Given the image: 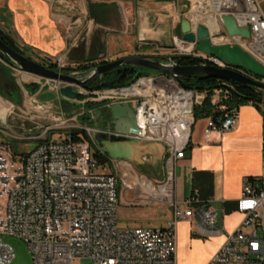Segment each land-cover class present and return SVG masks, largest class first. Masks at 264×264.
Listing matches in <instances>:
<instances>
[{
	"label": "built area",
	"instance_id": "built-area-1",
	"mask_svg": "<svg viewBox=\"0 0 264 264\" xmlns=\"http://www.w3.org/2000/svg\"><path fill=\"white\" fill-rule=\"evenodd\" d=\"M262 0H213L217 17L233 16L240 27H248L251 39L226 38L238 44L264 64V13ZM224 31L222 27L217 32ZM224 35L218 37L221 38ZM217 39V38H216ZM176 54L200 59V65L230 68L223 61L198 52L176 38ZM191 46V47H190ZM62 73L68 66L61 58L35 59ZM75 72L71 73V75ZM251 76V75H250ZM60 92L64 84L44 79ZM81 111L62 124L73 122L71 135L62 141H48L49 133L63 129L46 126L41 134L21 140L44 141L25 156L12 155L0 146V264H14L15 249L7 242L16 239L28 248L33 264H74L90 259L94 264H176V225L197 217L199 230L218 234L217 213L211 209L192 210L200 204L198 194L187 198L182 210L172 200L175 165L184 159L195 124V108L206 93L184 88L173 77H140L127 87L84 89L76 87ZM214 96V95H213ZM70 100V99H69ZM95 106L88 109V105ZM130 104L136 115L132 139L160 143L166 147V179L157 185L135 177L133 186L150 194V203L170 201L172 219L165 229L122 228L117 222V176L98 173L99 162L92 155L93 145L100 148L94 135L119 137L96 106ZM238 111L231 109L218 121L210 119L205 131L227 133L234 128ZM88 116L89 119L83 117ZM101 121V123H99ZM77 132L82 140L75 141ZM88 136L91 142L83 136ZM264 160V144L262 148ZM135 188V189H136ZM244 220L208 264H264V173L257 184L247 183L236 204Z\"/></svg>",
	"mask_w": 264,
	"mask_h": 264
},
{
	"label": "crops",
	"instance_id": "crops-1",
	"mask_svg": "<svg viewBox=\"0 0 264 264\" xmlns=\"http://www.w3.org/2000/svg\"><path fill=\"white\" fill-rule=\"evenodd\" d=\"M213 6V0H0V30L11 34L33 60L61 58L72 68L92 59L168 58L175 55L172 46L181 38L183 19L188 18L194 26L205 24L212 33L222 28L219 17L211 12ZM260 7L264 13V0ZM224 37L215 42H228ZM222 93L215 91L213 102L219 101ZM224 108L219 104L220 111ZM81 109L77 101L62 97L44 79L0 59V129L8 128L20 138L38 136L46 126L37 124L33 132L23 123L38 115L55 120L59 114L58 120H64ZM237 111L231 131L212 132L209 137L205 131L211 118L196 119L184 159L175 165L172 200L185 210L183 202L199 194L200 204L192 210L215 211L219 230L218 234H203L195 216L178 222L176 264L210 262L226 236L236 232L244 220L236 210L244 186L257 184L264 173V105L247 104ZM13 126L23 132L16 133ZM165 160L166 147L148 142L137 148L133 161L114 160L117 173L111 175L121 181L118 207H159L153 212L160 215L163 225L141 228L165 229L172 219L171 200L151 204L149 192L133 186L136 176L154 185L164 182Z\"/></svg>",
	"mask_w": 264,
	"mask_h": 264
},
{
	"label": "water",
	"instance_id": "water-1",
	"mask_svg": "<svg viewBox=\"0 0 264 264\" xmlns=\"http://www.w3.org/2000/svg\"><path fill=\"white\" fill-rule=\"evenodd\" d=\"M224 31L212 33L205 24L192 25L186 18L181 23V38L186 45H193L198 52L215 57L230 68L220 69L209 65H195L188 67L178 66L180 56L176 54V47L172 49L175 55L168 58L159 56L132 55L105 65H100L91 73L77 72L73 75L64 74L46 67L37 61L27 58L5 45L0 40V59L21 71L50 79L64 84L60 89L62 97L78 100L79 94L76 87L90 89L96 82L102 81L108 73L122 67H134L156 71L164 76L173 77L181 86L185 78L208 77L221 81H232L243 86H250L264 91V64L256 60L247 50L238 44L218 43L215 39L224 35L227 38L251 39L248 27H240L233 16L224 15L219 18ZM251 75V76H250ZM258 78V79H257ZM114 82H101V88H111ZM112 118L111 125L119 137L94 135L101 151L111 160L133 161L137 148L142 144L140 140L132 139L136 133L135 110L130 104H112L108 107ZM16 252L14 264H33L31 254L25 244L19 240L7 241Z\"/></svg>",
	"mask_w": 264,
	"mask_h": 264
},
{
	"label": "trees",
	"instance_id": "trees-1",
	"mask_svg": "<svg viewBox=\"0 0 264 264\" xmlns=\"http://www.w3.org/2000/svg\"><path fill=\"white\" fill-rule=\"evenodd\" d=\"M0 40L12 48L16 52L22 54L23 56L33 59V56L29 54L28 50L22 48L15 39L11 36V34L6 33L0 30ZM107 61L98 62L96 59L89 60L85 64L78 65L74 68L67 67L64 72L66 74H70L71 72H85L91 73L95 68L100 65L108 64ZM200 59L194 58L192 56H180L177 64L181 67L195 66L200 65ZM140 77H143L140 73L137 72V68L134 67H122L117 70H114L108 73L107 78H109L112 82H114L113 87H127L131 84L135 83ZM96 86L91 87V89H102L100 87V82L95 84ZM183 85L186 86L188 90L206 93V99L204 102L195 108V118H211L214 121H218V119L224 115L226 112L231 109H238L239 106L252 104L256 107H260V105H264V91L250 87L243 86L239 83H235L232 81H221L218 79H212L208 77H194V78H185L183 80ZM217 90H222V98L213 102V94ZM219 104H224V110L220 111L218 109ZM95 105L90 104L87 106L88 109L93 108ZM99 107V106H96ZM98 109V108H97ZM98 112L101 116L106 118V110L98 109ZM84 119H89L88 116L83 117ZM107 119V118H106ZM78 133H73V139L75 141L82 140L83 138L77 135ZM89 142L90 139L88 136L84 134L83 136ZM96 147V145H93ZM16 155L25 156L27 152L24 153H15ZM14 154V155H15ZM15 155V156H16ZM94 157L98 160L100 165L106 164L110 158L105 154L96 153ZM251 181H254L251 179ZM197 194V193H196ZM199 199L200 195L198 194ZM202 197V196H201Z\"/></svg>",
	"mask_w": 264,
	"mask_h": 264
},
{
	"label": "rangeland",
	"instance_id": "rangeland-1",
	"mask_svg": "<svg viewBox=\"0 0 264 264\" xmlns=\"http://www.w3.org/2000/svg\"><path fill=\"white\" fill-rule=\"evenodd\" d=\"M102 61L103 59H99L97 63L102 62ZM85 63H82V64H85ZM137 72L140 73L143 77L161 76L160 73L149 70V69L137 68ZM55 115H56L57 120L56 119L53 120L48 117L42 118L41 115H38V117L35 120L33 121L27 120L23 124L26 129L33 131V132L36 130L35 128L37 127V124L44 125V126H51V125L54 126V125L59 124L60 128L75 125L73 122H67L65 124H62L61 120H58L59 114H55ZM31 117H35V114H32ZM70 117L71 116H67V118L64 120L70 119ZM103 120H107V119L105 117H102L101 121ZM101 121L99 123H101ZM8 123L11 124V119L8 121ZM199 123L200 122H198V124ZM13 127H14V130H16V133L23 132L22 130H19V128H16V126H13ZM4 129H0V146L3 148H8L10 152L12 153V155H14L15 153H24V152L32 151L37 145L44 142V141L21 140L20 136L17 134L14 135L12 130L8 128H4ZM39 131L41 133L43 129ZM70 135H71V129L63 128V129L53 130L49 133L48 141L50 142L62 141ZM91 152H92V155H95L96 153L103 154V152L98 146L92 147ZM98 173L107 174V175H110L112 173L116 174L117 169L115 167L114 160L110 159L106 164L99 165ZM117 186H118V190H120L121 181L118 177H117ZM154 210L159 211V207L158 206H142V205H138L136 207H118L117 209L118 225L122 228H141V227H154V226L157 227V226L163 225V222L159 221L160 215L158 214L155 216L154 215L155 212H153ZM152 217H154L155 220ZM74 264H94V263L90 259H78V260H75Z\"/></svg>",
	"mask_w": 264,
	"mask_h": 264
},
{
	"label": "flooded vegetation",
	"instance_id": "flooded-vegetation-1",
	"mask_svg": "<svg viewBox=\"0 0 264 264\" xmlns=\"http://www.w3.org/2000/svg\"><path fill=\"white\" fill-rule=\"evenodd\" d=\"M5 63H7L8 65H10L8 62H6V61H4ZM62 73H64V74H66L64 71L62 72ZM72 73V72H71ZM70 73V74H71ZM74 73V72H73ZM75 73H77V72H75ZM100 83L101 82H112L109 78H104L102 81H99ZM97 83V82H96ZM95 83V84H96ZM95 84H93L91 87H93V86H96ZM90 90H95V89H91L90 88ZM108 107L109 106H107V105H105V106H99L98 107V109H105L106 110V118H107V121L111 124L112 123V118H111V116H110V113H109V109H108ZM98 109H96V110H98Z\"/></svg>",
	"mask_w": 264,
	"mask_h": 264
}]
</instances>
